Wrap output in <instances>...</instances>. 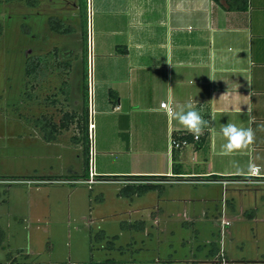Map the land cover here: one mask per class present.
<instances>
[{
  "label": "rangeland",
  "instance_id": "1",
  "mask_svg": "<svg viewBox=\"0 0 264 264\" xmlns=\"http://www.w3.org/2000/svg\"><path fill=\"white\" fill-rule=\"evenodd\" d=\"M54 1L39 0L37 6L0 2V264H74L106 257L115 258V264H264V184L228 183L222 190L214 184L175 182L127 197L115 179L79 181L87 176L85 136L79 143L69 134L46 141L45 127H36L32 116L46 115L48 108L24 100L27 57L54 46L64 49L71 57L66 80L73 105L83 97L80 14L70 6L73 0L67 5ZM50 14L63 16L76 30H51ZM89 18L88 12V42ZM99 20L93 14V77L101 67ZM52 73L35 88L39 94L61 84ZM95 85L94 80V92ZM93 116L89 113V119ZM94 149L92 137L91 163ZM43 174L56 179L27 181ZM222 200L223 215L230 220L223 231ZM137 220L143 221L142 228L131 225ZM213 247H222L223 263Z\"/></svg>",
  "mask_w": 264,
  "mask_h": 264
},
{
  "label": "crops",
  "instance_id": "2",
  "mask_svg": "<svg viewBox=\"0 0 264 264\" xmlns=\"http://www.w3.org/2000/svg\"><path fill=\"white\" fill-rule=\"evenodd\" d=\"M87 5L92 56L93 14L100 19L95 30L101 67L94 77L90 72L89 161L81 179L90 172L122 185L154 182L161 188L175 182L214 184L222 190L228 183L263 185L264 0H248L245 9H225L214 0H87ZM86 82L88 88V76ZM58 85L46 94L33 89L36 96L24 100L48 108L46 115L57 129L47 142L69 134L79 143L85 135L83 120L74 117L60 127V109L80 112L84 99L73 105L71 88L63 99ZM162 100L173 109L193 102L209 121L198 141L189 134L188 144L170 149L169 136L180 133L173 131L179 124L160 106ZM226 123L254 130L255 139L242 154H219L225 142L219 130ZM34 125L40 127L39 122ZM92 137L96 158L91 163ZM253 165L259 166L255 173ZM35 177L29 179H56ZM222 205L223 213L224 200Z\"/></svg>",
  "mask_w": 264,
  "mask_h": 264
},
{
  "label": "trees",
  "instance_id": "3",
  "mask_svg": "<svg viewBox=\"0 0 264 264\" xmlns=\"http://www.w3.org/2000/svg\"><path fill=\"white\" fill-rule=\"evenodd\" d=\"M2 1H11V0H0ZM27 5L37 6L39 4V0H22ZM216 3L223 6L225 9H245L248 4V0H214ZM78 10L80 14L81 20V28H82V76H83V106L80 112L74 110H61V122L60 127H67L68 119H73L74 117L80 118L84 121H87V106H86V95H87V42H88V34H87V21H88V12H87V0H77ZM48 24L49 28L53 31L66 33L74 30V26L66 21H64L61 17L55 14H50L48 16ZM2 31V26L0 23V34ZM64 52V53H63ZM46 65V66H45ZM71 66V57L68 53L65 52L64 49H59L57 47H52L44 53L34 54L32 56H28L25 62V77H26V85L24 95L28 97H35L36 93L33 89L39 88L41 85V79L45 78L52 72L57 70V74L61 77V84L59 83V91L62 93L63 99H67L69 93V83L66 78L68 75L69 68ZM28 87V88H27ZM85 118V119H84ZM35 122H39L40 127L44 128V135L46 139L52 138L54 134V129L56 130L54 124H52L49 120V116L41 115L35 118ZM88 126V124H87ZM87 129V128H86ZM87 139V131L84 130ZM188 140H190V135H185ZM88 144L86 146V154L84 157L85 167L83 171V175L87 173L88 168ZM40 178H51L50 176L39 175ZM1 178V177H0ZM10 179H22L23 175H9ZM159 186V183L154 182H125L122 187L119 188L120 194L131 197L132 195H141L149 189L156 188ZM134 227L142 228L144 226L142 220H137L131 224ZM219 249L216 247L211 248L212 253L217 254ZM117 260L115 258L106 257L102 260H89V261H80L74 262V264H115Z\"/></svg>",
  "mask_w": 264,
  "mask_h": 264
},
{
  "label": "clouds",
  "instance_id": "4",
  "mask_svg": "<svg viewBox=\"0 0 264 264\" xmlns=\"http://www.w3.org/2000/svg\"><path fill=\"white\" fill-rule=\"evenodd\" d=\"M169 64L171 65V63ZM238 111L241 112V108H239ZM169 116L179 124V127L173 129V131L191 134L193 139L197 141L204 134L205 129L209 125V121L205 120L203 116L195 110L193 102L181 105L178 109H173L169 113ZM215 118L216 116L213 114L212 119L215 120ZM260 130L264 131V125L260 126ZM219 134L225 141L220 148L219 154L221 156L242 154L255 139V132L251 127L242 128L233 123L224 124L220 128Z\"/></svg>",
  "mask_w": 264,
  "mask_h": 264
},
{
  "label": "built area",
  "instance_id": "5",
  "mask_svg": "<svg viewBox=\"0 0 264 264\" xmlns=\"http://www.w3.org/2000/svg\"><path fill=\"white\" fill-rule=\"evenodd\" d=\"M87 12H88V9H87ZM87 30H88V22H87ZM90 48H91L90 42H88V49H90ZM89 58H90V61H89ZM88 61H89V69H88V71H89V74H88L89 75V77H88V99H90L89 96L91 95V85L89 84V81H90V72H91L90 70H91V66H92V55L89 54V51H88ZM90 102H91V100H89V103H88V114L89 113H93V107H91V103ZM160 106L164 107L165 110L167 112H169V113L173 109L172 105L166 100H162L160 102ZM186 134L187 133H183V132H180V133H178L176 135L170 134V136H169V147H170V149L180 148V147L188 144L190 142V140H188L186 138V136H185ZM258 168H259L258 165H253L251 167V172H254V173L257 172ZM95 180H96V178L93 176L92 173L89 172V176L87 178L81 179L79 181L86 182V183L89 184V183L94 182ZM27 181H35V180L28 179ZM37 181H40V180H37ZM74 181H77V180H74ZM220 221H221V231H223L224 226L228 225L230 223V220L228 218L224 217L223 213H221ZM223 253H224L223 249H222V247H220L218 252H217V254H216V257H215V258H218L216 260H219L221 263H223L225 261Z\"/></svg>",
  "mask_w": 264,
  "mask_h": 264
},
{
  "label": "flooded vegetation",
  "instance_id": "6",
  "mask_svg": "<svg viewBox=\"0 0 264 264\" xmlns=\"http://www.w3.org/2000/svg\"><path fill=\"white\" fill-rule=\"evenodd\" d=\"M50 1L53 2V3H55L54 0H50ZM59 2H60V1H59ZM61 2H63V1H61ZM72 3L77 5V1H72ZM66 5H67V3H66ZM60 6H63V4H61ZM70 6H71V5H70ZM77 7H78V5H77Z\"/></svg>",
  "mask_w": 264,
  "mask_h": 264
}]
</instances>
